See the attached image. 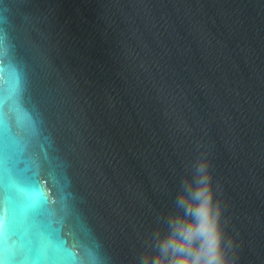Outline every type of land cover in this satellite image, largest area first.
I'll return each instance as SVG.
<instances>
[{
    "label": "water",
    "instance_id": "95a60500",
    "mask_svg": "<svg viewBox=\"0 0 264 264\" xmlns=\"http://www.w3.org/2000/svg\"><path fill=\"white\" fill-rule=\"evenodd\" d=\"M200 151L264 264V0H0V264H137Z\"/></svg>",
    "mask_w": 264,
    "mask_h": 264
},
{
    "label": "clouds",
    "instance_id": "9594fccd",
    "mask_svg": "<svg viewBox=\"0 0 264 264\" xmlns=\"http://www.w3.org/2000/svg\"><path fill=\"white\" fill-rule=\"evenodd\" d=\"M221 193L212 160L200 151L137 264H235L230 253L236 245L225 232Z\"/></svg>",
    "mask_w": 264,
    "mask_h": 264
}]
</instances>
